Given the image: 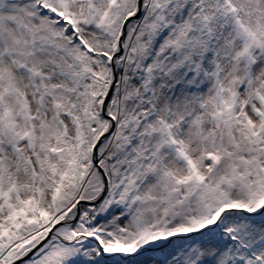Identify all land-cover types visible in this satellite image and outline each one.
<instances>
[{"label": "snow or ice", "instance_id": "snow-or-ice-1", "mask_svg": "<svg viewBox=\"0 0 264 264\" xmlns=\"http://www.w3.org/2000/svg\"><path fill=\"white\" fill-rule=\"evenodd\" d=\"M0 264H264V0H0Z\"/></svg>", "mask_w": 264, "mask_h": 264}]
</instances>
